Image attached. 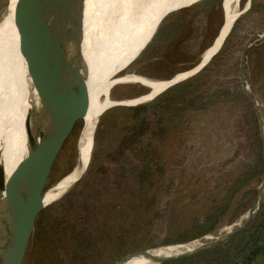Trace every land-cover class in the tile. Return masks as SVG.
<instances>
[{
  "label": "rangeland",
  "instance_id": "obj_1",
  "mask_svg": "<svg viewBox=\"0 0 264 264\" xmlns=\"http://www.w3.org/2000/svg\"><path fill=\"white\" fill-rule=\"evenodd\" d=\"M142 1L147 0H139L125 11L126 14L92 22L90 30L130 16ZM246 1L238 0L232 5V11L243 13L235 20L219 51L206 62L209 63L158 94L162 96L158 103L167 104L164 114L158 104L156 114L150 109L156 95L153 100L138 105L112 106L100 116L87 169L76 186L43 210L24 264H117L134 252L148 249L164 252L178 246H162L164 241L189 229L202 219L212 203L219 202L228 183L237 178L251 160L248 154L254 138L246 107L238 102L233 125L223 128L219 122L224 119V110L218 105L210 108L209 96L232 86L249 39L244 61V71L249 72H244V78L262 118L264 136V34L254 35L264 29V0H253L256 7L250 11V7L244 10ZM223 2H180L174 7L177 10L160 22L156 32L160 31L162 36L152 42L153 36L142 53L119 73V78L133 75L165 82L176 73L194 67L219 36L214 39L224 23ZM176 25L179 27L175 34L169 37V30ZM91 26L96 28L91 29ZM8 37L11 41L12 35ZM88 46L86 41L82 44L83 54ZM17 49L18 43L9 51V59ZM11 63L6 66L3 60V67ZM150 93L143 84L125 82L112 87L111 98L119 102ZM222 98L219 100H224ZM206 105L209 111L200 112ZM151 122L156 125L153 131L148 129ZM85 123L84 119L83 125L65 144L48 187L74 172L77 142L79 154ZM144 160L148 161L152 172L143 181ZM12 170H7L8 175ZM262 181L264 175L260 183H252V186L258 188ZM263 198L264 188L259 201ZM246 216L232 224L227 216L213 233L189 244L197 247L213 241L241 225ZM113 244L118 246L113 249ZM118 247L125 250L119 258L114 253ZM111 256L110 263H106L104 259ZM142 261L134 259L128 264Z\"/></svg>",
  "mask_w": 264,
  "mask_h": 264
},
{
  "label": "water",
  "instance_id": "obj_2",
  "mask_svg": "<svg viewBox=\"0 0 264 264\" xmlns=\"http://www.w3.org/2000/svg\"><path fill=\"white\" fill-rule=\"evenodd\" d=\"M246 2L248 6H245L244 10L250 7L251 0ZM5 4L6 0H0V10ZM84 12L85 0H22L17 4L14 26L18 36V52L24 62L27 87L29 85L34 92L37 104L35 107L26 108L19 123H17L19 118L15 120L17 125L20 124L18 127L23 130L26 153L7 176L1 161L4 149L0 144V264H24L40 215L46 206L56 201L44 203L45 194L50 188L48 182L56 161L72 134L80 125H83L82 119L87 113L89 100L88 67L82 48ZM241 13L243 11L238 13L230 29ZM223 26L224 23L214 39L217 38ZM256 34L263 35L264 29L257 31L254 35ZM249 44L250 39L246 42L241 55L240 81L243 90L255 105L261 137L264 141L263 121L244 78V61ZM202 61L203 57L194 67L182 72L199 67ZM207 64H202L195 73ZM179 73L165 80H172ZM15 87L18 97L16 98L14 94V105L21 102L17 85ZM27 89L29 91V88ZM28 100L29 96H26L29 104ZM100 116L101 114L97 118V123ZM97 123L92 133L85 170L91 159ZM0 142H3V139ZM79 160L77 142L75 166L81 165ZM84 172L73 182L71 188L76 186ZM263 188L264 181L258 187L246 220L215 240L191 250L164 257L153 255L150 252L151 249L138 251L123 257L117 264L138 254L149 256L153 264H161L226 241L250 222ZM257 253V249L252 251L242 264H251Z\"/></svg>",
  "mask_w": 264,
  "mask_h": 264
},
{
  "label": "bare ground",
  "instance_id": "obj_3",
  "mask_svg": "<svg viewBox=\"0 0 264 264\" xmlns=\"http://www.w3.org/2000/svg\"><path fill=\"white\" fill-rule=\"evenodd\" d=\"M19 1L22 0H6L5 6L0 10V140L3 139V142H0V144L2 145V149H4L1 155V161L4 164L6 176L8 175L7 170L14 169L26 153L24 133L21 127H18L20 124L17 125V123L22 119L26 108L30 106L35 107L37 104V98L34 92L30 89L29 85L27 87L25 66L18 49L12 58H8L9 51L14 44L18 43L14 17ZM138 1L85 0L83 43L86 41L89 44L84 54L88 67L87 87L89 100L87 113L82 119H85L86 123L79 142V161L81 165L76 166L73 173L47 190L44 197L45 204L67 194L73 182L84 172L87 166L88 152L92 143V133L100 114L102 115L106 110L115 105H132L150 99L153 100L152 98L156 95L171 85L194 74L200 67H196L187 73L179 74L174 79L165 82L148 80L133 75L119 78V73L126 69L151 41L164 16L176 11L177 9L174 10V7L185 0L142 1L143 3H138L140 6L131 15L129 14L130 16L125 18H121V16L118 22L104 25L105 27L101 29H94L96 27L91 26V29L93 28L94 30H90V24L92 22H103L116 18L126 10L128 11V9L134 7ZM237 1L224 0V26L213 46L203 53V61L201 64L209 61L222 46L224 39L230 31L229 29L233 20L241 12L240 10L235 12L231 9L232 5H236ZM245 6H248L247 2ZM9 35H12L11 41L10 37H8ZM3 60L6 62V66L13 62L7 68H4ZM125 82H138L143 84L149 88L151 93L134 100L114 102L111 98L112 87L118 83ZM15 85L18 87L21 97V102H17L16 105H14L13 100L14 94L16 98L18 97ZM27 88H29V91ZM26 96H29V104L26 101ZM17 118L19 119L16 123L15 120ZM193 248H195L193 244L178 245L164 252H152V254L164 257L179 254ZM134 259L144 260L135 264H153L149 256L142 254L130 257L120 264H128Z\"/></svg>",
  "mask_w": 264,
  "mask_h": 264
},
{
  "label": "trees",
  "instance_id": "obj_4",
  "mask_svg": "<svg viewBox=\"0 0 264 264\" xmlns=\"http://www.w3.org/2000/svg\"><path fill=\"white\" fill-rule=\"evenodd\" d=\"M255 7L256 5L252 0L249 11ZM235 23L236 21L234 24ZM178 27L179 25L173 26L169 30L168 36L170 37L171 35H174L176 28ZM161 36V32L157 31L152 39V42ZM220 55L223 54L220 53ZM239 65L240 64L237 65V75L236 78L233 79L232 86L224 88L223 90H220V92L211 93L209 96L210 105L208 106H210V108L211 106L217 107L216 105L222 107L219 109L224 110V119L219 122V125L223 128L231 127L233 125L235 121L233 115L235 111L234 109L238 102L246 107V113L251 117V119L248 120V124H251L250 131L252 132L254 138V142L252 143L248 154L251 157V160L240 172V175L228 183L226 193L220 198L219 202L215 201L209 206L202 219L197 220L189 229L177 234L169 240L164 241L162 246L186 245L197 238L211 234L216 230L220 222L227 216H229V224L235 223L240 218L247 215V212L256 197L258 188L256 186H252V183H260L264 175V141L261 137L256 108L242 88ZM247 71L249 72V70ZM247 71L244 72L247 74ZM161 97L162 96L155 97V102L151 105L150 109L154 114H156L155 109L157 104L162 110L161 114H164V108L167 104L163 102L161 104L158 103L161 101ZM221 97H223L222 99L224 100L220 101L219 99H221ZM208 106L206 105L199 109L200 112H208ZM155 128L156 125L151 122L148 129L153 131ZM144 165L146 166H143V174L141 176L143 181L147 177V174L152 172V167L149 166L148 161L144 160ZM114 246L115 244H113V249L118 245H116V247ZM255 249L258 250L256 256L259 254L264 255V198L259 201L250 222L238 233L229 237L226 241L218 243L214 246L205 247L192 255L177 258L161 264H242L248 255ZM114 253H116L115 257L119 258L120 256L122 257L125 250H123L122 247H118L115 249ZM111 259L112 256L105 258L104 261L106 263H110Z\"/></svg>",
  "mask_w": 264,
  "mask_h": 264
},
{
  "label": "crops",
  "instance_id": "obj_5",
  "mask_svg": "<svg viewBox=\"0 0 264 264\" xmlns=\"http://www.w3.org/2000/svg\"><path fill=\"white\" fill-rule=\"evenodd\" d=\"M251 264H264V255L263 254L257 255Z\"/></svg>",
  "mask_w": 264,
  "mask_h": 264
}]
</instances>
